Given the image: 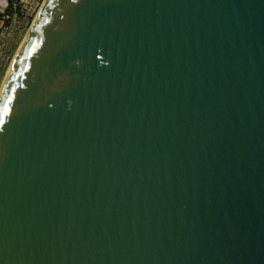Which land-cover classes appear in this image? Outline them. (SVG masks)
<instances>
[{
  "label": "water",
  "instance_id": "95a60500",
  "mask_svg": "<svg viewBox=\"0 0 264 264\" xmlns=\"http://www.w3.org/2000/svg\"><path fill=\"white\" fill-rule=\"evenodd\" d=\"M0 264H264V0H43L0 88Z\"/></svg>",
  "mask_w": 264,
  "mask_h": 264
},
{
  "label": "rangeland",
  "instance_id": "374dc122",
  "mask_svg": "<svg viewBox=\"0 0 264 264\" xmlns=\"http://www.w3.org/2000/svg\"><path fill=\"white\" fill-rule=\"evenodd\" d=\"M42 1L12 0L11 9L5 12L6 0H0V87Z\"/></svg>",
  "mask_w": 264,
  "mask_h": 264
},
{
  "label": "snow or ice",
  "instance_id": "6c2138e0",
  "mask_svg": "<svg viewBox=\"0 0 264 264\" xmlns=\"http://www.w3.org/2000/svg\"><path fill=\"white\" fill-rule=\"evenodd\" d=\"M11 97H7L4 101L3 107H2V113L8 112V103L10 101Z\"/></svg>",
  "mask_w": 264,
  "mask_h": 264
},
{
  "label": "trees",
  "instance_id": "16d2710c",
  "mask_svg": "<svg viewBox=\"0 0 264 264\" xmlns=\"http://www.w3.org/2000/svg\"><path fill=\"white\" fill-rule=\"evenodd\" d=\"M11 4H12V0H6V6H5V9H4L5 12H8L9 9H11Z\"/></svg>",
  "mask_w": 264,
  "mask_h": 264
},
{
  "label": "bare ground",
  "instance_id": "6f19581e",
  "mask_svg": "<svg viewBox=\"0 0 264 264\" xmlns=\"http://www.w3.org/2000/svg\"><path fill=\"white\" fill-rule=\"evenodd\" d=\"M40 6H41V5H40ZM38 10H39V9H38ZM32 22H33V21H32ZM29 28H30V27H29ZM28 30H29V29H28ZM27 32H28V31H27ZM26 34H27V33H26ZM25 36H26V35H25ZM25 36H24V37H25ZM23 39H24V38H23ZM23 39H22V41H23ZM22 41H21V42H22ZM21 42H20V44H21ZM20 44H19V46H20ZM19 46H18V48H19ZM16 53H17V51H16ZM16 53H15V54H16ZM14 56H15V55H14ZM13 58H14V57H13ZM12 60H13V59H12ZM11 63H12V61H11ZM11 63H10V65H11ZM10 65H9V67H10ZM9 67H8V70H9ZM8 70H7V72H8ZM7 72H6V74H7ZM5 77H6V75H5ZM5 77H4V79H5ZM4 79H3V81H2V84H3V82H4ZM0 88H1V87H0Z\"/></svg>",
  "mask_w": 264,
  "mask_h": 264
}]
</instances>
